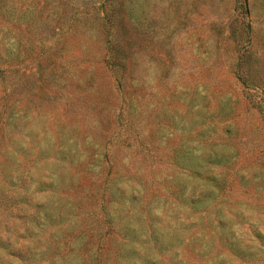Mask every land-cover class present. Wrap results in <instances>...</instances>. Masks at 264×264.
I'll return each mask as SVG.
<instances>
[{
  "label": "rangeland",
  "instance_id": "rangeland-1",
  "mask_svg": "<svg viewBox=\"0 0 264 264\" xmlns=\"http://www.w3.org/2000/svg\"><path fill=\"white\" fill-rule=\"evenodd\" d=\"M0 264H264V0H0Z\"/></svg>",
  "mask_w": 264,
  "mask_h": 264
}]
</instances>
